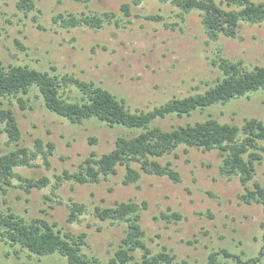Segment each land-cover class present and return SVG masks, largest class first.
Segmentation results:
<instances>
[{
  "label": "rangeland",
  "instance_id": "1",
  "mask_svg": "<svg viewBox=\"0 0 264 264\" xmlns=\"http://www.w3.org/2000/svg\"><path fill=\"white\" fill-rule=\"evenodd\" d=\"M35 10L24 14L16 0H0V60L5 69L22 65L58 75H70L93 83L123 100L131 112L149 111L173 98L203 93L222 78L219 60L242 62L251 70L264 66V22L242 23L236 38L210 40L205 34L198 12L178 17L179 10L169 3L143 0L134 6L132 0H33ZM220 3L222 0H215ZM260 3L264 0H253ZM130 5L131 15L124 17L120 6ZM116 13L122 24H105L94 30L81 26L62 28L53 19L59 13L74 15ZM145 15H160L163 21L147 20ZM36 17V20H34ZM174 25L173 27H170ZM67 95L81 100L75 86L66 88ZM23 98L22 110L15 98H1L0 107L13 110L21 132L20 147L34 149V140L53 145V154L46 166L40 156L33 167H19L16 174L37 179L48 178V185L26 193L13 181L5 194L0 192V212H13L26 221L37 217L55 223L63 233L86 234L82 252L105 264L113 257L124 235L125 223L101 221L94 216L95 207H111L116 202H145L140 224L145 242L153 254L165 250L175 256L172 264H206L210 252L225 249L243 260L257 256L262 247L264 212L258 204H245L239 199L244 193L237 176L223 177L219 172V150L203 152L194 147L180 146L174 153L159 158L170 162L179 173L175 183L166 176L141 172L140 179L123 185L125 170L117 168L115 175L99 183L77 184L65 181L54 188L55 176L63 170L75 172L90 154L108 153L120 127H109L91 119L81 124L49 112L37 89ZM211 118L222 123L242 125L245 119L256 118L264 123V90H259L190 116L175 115L160 119L163 129ZM89 138L96 142L91 144ZM264 147V141L260 142ZM15 149L7 143L0 124V155ZM261 162L256 163L253 180L264 185V149ZM137 168V164H133ZM252 181L248 184L251 186ZM85 205L78 221L67 223L71 202ZM179 216L169 220L162 215ZM18 247H16L17 249ZM130 264H141L140 251ZM218 261L236 264L222 255ZM0 264H66L57 254L36 257L21 251L17 257L13 248L0 241ZM258 264H264V256Z\"/></svg>",
  "mask_w": 264,
  "mask_h": 264
},
{
  "label": "trees",
  "instance_id": "2",
  "mask_svg": "<svg viewBox=\"0 0 264 264\" xmlns=\"http://www.w3.org/2000/svg\"><path fill=\"white\" fill-rule=\"evenodd\" d=\"M87 3L89 0H72ZM143 0H132L138 6ZM169 3L179 10L178 17L184 19L185 14L193 11L199 13L205 34L210 40L220 37L236 38L242 23L261 24L264 22V2L253 0H158ZM16 7L24 14L35 10L33 0H16ZM124 17L131 15L130 5L120 6ZM147 20L163 21L160 15H145ZM36 20V17H34ZM62 28L89 27L101 29L105 24L120 26L122 18L116 13L105 11L101 14L74 15L59 13L53 19ZM171 25L170 27H173ZM242 62H229L221 58L219 69L222 78L203 93L184 98H173L149 111L131 112L123 100H118L109 91L86 83L70 75H58L39 71L22 65H10L5 69L0 60V97L15 98L20 109L27 108V95L32 88L37 89L44 107L72 124H81L87 120H97L109 127H120L124 132L116 137L114 147L108 153L97 156L90 154L79 164L78 170H63L55 176L54 188L65 181L77 184L99 183L102 179L115 175L118 167L125 170L123 185L136 183L141 172L148 175L166 176L171 181H180L179 173L170 162L161 164L158 159L175 152L180 146L194 147L203 152L219 150L221 153L220 174L225 178L237 176L244 188L239 199L245 204H258L264 212V185L253 180L256 163L261 162L260 151L264 149L260 142L264 141V123L256 118L245 119L242 125L219 122L211 116L202 122L186 123L163 129L157 122L168 116H190L195 111H204L216 105L247 97L249 94L264 90V66H255L251 70L241 67ZM75 86L81 92V100L67 95L66 88ZM0 124L6 134L7 143L14 144L15 149L0 155V192L5 194L13 187L16 179L18 187L26 193L33 189L40 190L49 183L47 177L37 179L22 177L16 174L19 167H33L34 161L40 156L49 166V156L53 154V145L41 139L34 140V149L20 147L21 132L12 109L0 107ZM91 144L96 140L89 138ZM137 164V168L133 164ZM252 181L251 186L248 185ZM146 203L133 201L116 202L114 206L94 208V216L101 221L122 222L126 224L124 235L120 239L112 258L105 264H130L135 260V252L140 251L141 264H172L175 256L165 250L153 254L145 242V232L140 224L141 210ZM85 213V205L71 202L67 223L78 221ZM169 220L171 216L162 215ZM55 223L37 217L26 221L13 212H0V241L13 248L17 257L21 251L30 255L44 257L57 254L66 264H99L94 257L82 252L86 245V234L74 235L63 233L55 228ZM262 247L257 256L243 260L240 255L225 249L210 252L206 264H223L218 261L222 255L236 264H258L264 256V234ZM16 247H18L16 249Z\"/></svg>",
  "mask_w": 264,
  "mask_h": 264
}]
</instances>
